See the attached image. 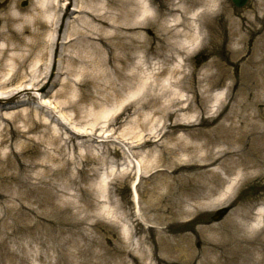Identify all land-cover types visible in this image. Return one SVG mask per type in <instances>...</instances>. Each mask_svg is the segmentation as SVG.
<instances>
[{
  "label": "bare ground",
  "instance_id": "obj_1",
  "mask_svg": "<svg viewBox=\"0 0 264 264\" xmlns=\"http://www.w3.org/2000/svg\"><path fill=\"white\" fill-rule=\"evenodd\" d=\"M8 1L0 2V8ZM28 1L12 0L15 15L0 11V41L5 42L0 46V150L8 149V153L0 151V182L64 181L77 186L82 199L85 198L82 183L97 179V194L103 195L110 190V180L133 178L131 202L142 212L154 213L153 224L147 228L157 239L153 247L159 253L150 250L148 241L138 242L132 248L127 247L126 251L130 252L125 253L121 264H126L128 256L140 257V264H152V259L158 264H264V240L255 243V237H249L263 225L261 208L256 210L253 220L249 211L242 210L222 225L205 228L203 231L211 235V240L203 259L184 247V239L173 243L168 235L174 232L175 221L189 214L185 209L188 201L200 207L198 200L214 194L224 182L211 167L219 165L227 175L234 174L238 168H243L246 175L249 168L259 173L264 170V157L259 156L264 145L254 148L264 139L256 136L263 115H255L254 124L248 123L250 114L244 116L247 128L253 126L252 130L238 128L236 115L227 118L232 124L223 121L215 126L219 117L214 112L226 93L222 91L213 99L208 110L211 116L207 119L180 116L183 111H197L184 94L194 91L189 78L187 86L181 79L186 66L184 56L202 47L208 37L223 43L219 29L210 18L215 19L217 11L226 12L225 0H159L165 15L154 6L153 0H78L70 22L66 20L71 18V0H38L32 6L30 18L24 15L30 11L23 8ZM258 8H253L252 16H246L245 22L229 23L228 30L230 37L240 44L246 41L242 34L245 30L250 36L261 34L244 67L251 70L245 74V84L250 86L253 82L262 90L264 26L259 25L264 18L258 16ZM78 22L81 25H76ZM151 26L158 27L161 33L155 49L144 33ZM75 47L77 53L70 55ZM77 64L81 65L79 72L75 70ZM85 65H92L98 71L103 85L84 79ZM213 69L215 73H211ZM206 71L211 74L203 75L199 81L204 83V92L230 78L220 61H212ZM76 72V79H72ZM88 77L97 80L93 73ZM91 86L98 96L88 93ZM195 94L200 95V87ZM90 98L93 101L84 105ZM244 101L243 114L249 107L247 100ZM142 110L146 111L141 118L134 119L123 130H115L114 126L126 114ZM65 111L82 119L84 127L70 126L72 116L67 118V115L66 120L60 116ZM55 126L64 130L66 136ZM144 127L146 133L141 129ZM158 128L181 133L174 148H166L161 156L151 148L160 141H154ZM249 139L253 143V158L239 155L232 159L237 156L232 150L241 149ZM96 144L103 145L98 156L90 150ZM69 150L72 160L68 158ZM180 152L188 155L186 163L177 158ZM119 154L120 162L115 159ZM41 155L44 156L40 160ZM109 163H114L118 170L101 178ZM77 165L80 169L71 172V166ZM12 170L15 171L8 172ZM35 170H39L35 175L29 174ZM160 176H164L163 185L155 184L148 189L154 200L148 207H142L135 186L142 179L149 183ZM238 185V180L233 179L222 196L234 193ZM160 186L167 188L165 195L159 192ZM130 208L129 202L119 204V209L127 215ZM80 209L88 212L93 205L86 202ZM133 224L135 229L140 226L137 217ZM126 233L124 228L123 234Z\"/></svg>",
  "mask_w": 264,
  "mask_h": 264
},
{
  "label": "rangeland",
  "instance_id": "obj_2",
  "mask_svg": "<svg viewBox=\"0 0 264 264\" xmlns=\"http://www.w3.org/2000/svg\"><path fill=\"white\" fill-rule=\"evenodd\" d=\"M2 1L0 0V2ZM37 1L29 0L23 6L26 12L30 11L24 14L27 15V18H30L32 6L37 5ZM71 1V18L66 20L67 22L73 20L75 16L73 12L77 9L78 4V0ZM153 2L155 7L160 8V12L164 15L167 14L161 8L159 0H153ZM224 4L227 8L226 12L217 11V15L214 13L216 18H210L213 21L212 24L219 29L223 43L219 44V42L217 43L214 39L207 36L208 38L204 41L202 47L194 50L193 54L187 57L184 56L186 58V66L183 73H181V79L186 85L189 78V84L194 90L193 92L186 91L184 94L186 99L192 101L197 111H183L180 116L204 117V119H207L211 116L208 110L213 104V99L219 92L224 91L226 92L225 97L221 100L222 103L218 104L217 111L214 112V115L219 117L214 123L215 126L223 121L226 125L232 124V121L227 118L236 115L238 118L236 119V126L238 128L244 131L246 129L252 130L253 126L247 128V121L243 120V118L250 114L251 121L248 123L254 124L255 119L253 117L255 115L264 116V88L259 90L253 82L250 86L245 84V74L251 70L245 68L244 63L246 58L253 54L258 36L261 34L250 36L245 30L242 34L245 36L246 41L240 44L230 37L228 28L230 27L229 23L232 24L233 21L237 22V24L241 23L242 20L245 22L246 16H252L255 6H259L258 10L260 12H258V16L262 20L264 18V0H249L243 8L236 7L232 0H225ZM0 11L3 14L15 15L16 10L12 0L1 7ZM229 17L231 21H229ZM76 25L81 24L78 22ZM261 25L264 26V21L259 27ZM144 33L148 42L155 49L161 35L158 27L151 26ZM29 37L32 36L29 35ZM27 39L29 38L27 37ZM4 44L5 42L2 39L0 46ZM39 51L41 49H38ZM72 51L70 55L75 56L78 47H75ZM239 51H242L243 54L239 55L237 53ZM212 61H220L221 65L229 71L230 78L217 88L204 92V83L199 84V81L203 78V75L216 72V69H213L211 73H206L208 65ZM84 67H86L83 71L86 76L84 79H88L90 83L95 81L103 85L98 71L92 65H85ZM80 68L81 65L77 64L75 70L79 72ZM77 72L72 76V79H76ZM92 73L97 76V80L88 77ZM92 86L88 93L98 96ZM199 87L200 95L196 96L195 90H199ZM56 88L58 89V86ZM244 100H247L249 107L243 114L241 105L246 103ZM91 101H93L92 98L84 105H89L88 102ZM89 108L91 107L89 106ZM145 111L142 110L136 114L133 112L132 114H126L114 126L115 130L125 129L134 119L141 118ZM67 115V118L71 115L73 119V123L70 126L72 125L74 128L84 127L82 119L76 118L73 112L65 111L60 114L63 120L67 119ZM37 118L40 121L42 119ZM55 129L63 137L66 136L64 130L58 126H55ZM141 129L145 132V127ZM256 131L258 132L256 135L257 139L264 138V121H262ZM157 132L158 134L155 135L154 141H160L156 144L154 143L151 148L156 151L158 156H161L166 148H174V144L177 143L176 138L181 133L174 134L166 128H158ZM37 135H41V133ZM263 145L264 139H261L254 148L257 149ZM102 148V144H96L90 150L93 155L98 156L102 152ZM218 149H215L216 152ZM0 151L1 153H8V149L5 147ZM232 151L237 152V156L231 157L232 159H237L239 155H243V158H253V143L249 139L243 144L241 149H233ZM67 153L68 158L72 160L74 158L72 157V151L69 150ZM261 154L264 157V151L259 150L260 157ZM43 156L41 155L38 159H43ZM177 158L186 163L189 157L186 153L180 152ZM115 159L120 162L121 154ZM226 165H228V162H226ZM78 167V165L71 166V172L75 173ZM115 169L118 170V167H115L114 163H109L105 167L101 178L108 177L110 172ZM211 170L219 173L224 182L214 194L198 200L200 207L195 202L188 201L185 204V209L189 214L175 221L176 228L173 232L175 234H168L173 243L175 240L184 239V247L192 249L200 256V259L205 257V249L211 240V235L203 231L205 228L222 225L229 218H234L236 213L242 210L249 211L251 213L250 220H253L256 210L264 209V170L263 173H259L255 168H249L247 175L243 168L236 169L234 174L231 175L225 174L219 165L211 167ZM14 171L8 172L12 173ZM36 171L39 170L31 171L29 174L35 175ZM233 179L239 182L236 191L222 196ZM146 180L142 179L141 183L135 186L140 194L141 206H144V208L148 207L150 202L154 200V196L151 198L150 190L148 189H152L155 184L163 185L164 176H160L151 182L149 181V183ZM109 182L111 183L109 186L110 190L109 192H103V195L97 194L99 188L97 179L82 183L80 186L85 193V198L82 199H80L79 188L64 181H52L50 183L37 182L36 180L24 181V183L14 181L0 182V264H121L125 260V253L128 252L126 251L128 250L127 247L132 248L133 244L143 241H148L150 250L154 251V254H158L159 249L157 250L153 247L156 238L147 228L148 225L153 224L154 213L142 212L139 210L138 205L136 206V203L131 202L134 194V179L125 178L117 181L110 180ZM159 192L165 195L168 191L167 188L160 186ZM86 202L93 205V209L88 212L80 209ZM124 202L131 204V210L128 215L119 209V204ZM135 217L140 221V226L137 229L134 228L135 225L133 224ZM161 227L164 228L165 226ZM124 228L127 230L126 235L123 234ZM241 234L245 236V234ZM249 237H255V243L258 240H264V226L258 229L255 234L249 235ZM128 258L125 261L126 264H140V257L132 258L128 256ZM151 262L152 264H158L154 259Z\"/></svg>",
  "mask_w": 264,
  "mask_h": 264
},
{
  "label": "water",
  "instance_id": "obj_3",
  "mask_svg": "<svg viewBox=\"0 0 264 264\" xmlns=\"http://www.w3.org/2000/svg\"><path fill=\"white\" fill-rule=\"evenodd\" d=\"M233 1L238 7H242L246 4L248 0H233Z\"/></svg>",
  "mask_w": 264,
  "mask_h": 264
}]
</instances>
